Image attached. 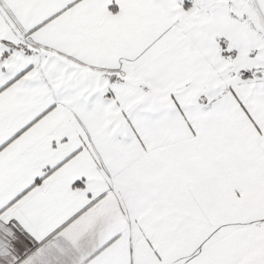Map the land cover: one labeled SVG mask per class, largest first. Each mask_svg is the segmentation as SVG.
Here are the masks:
<instances>
[{"label":"snow or ice","instance_id":"obj_1","mask_svg":"<svg viewBox=\"0 0 264 264\" xmlns=\"http://www.w3.org/2000/svg\"><path fill=\"white\" fill-rule=\"evenodd\" d=\"M0 264H264V0H0Z\"/></svg>","mask_w":264,"mask_h":264}]
</instances>
